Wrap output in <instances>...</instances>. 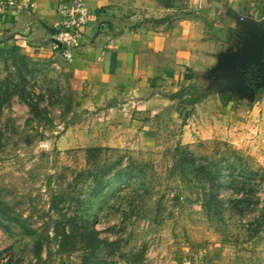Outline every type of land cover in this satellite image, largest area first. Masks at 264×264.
<instances>
[{"label": "rangeland", "instance_id": "1", "mask_svg": "<svg viewBox=\"0 0 264 264\" xmlns=\"http://www.w3.org/2000/svg\"><path fill=\"white\" fill-rule=\"evenodd\" d=\"M177 110L97 144L61 68L0 46V264H264V160L230 132L181 142Z\"/></svg>", "mask_w": 264, "mask_h": 264}, {"label": "crops", "instance_id": "2", "mask_svg": "<svg viewBox=\"0 0 264 264\" xmlns=\"http://www.w3.org/2000/svg\"><path fill=\"white\" fill-rule=\"evenodd\" d=\"M8 1L0 0L1 45L58 60L48 40L61 0ZM263 2L86 0L91 14L83 38L74 57L59 63L79 113L75 128L92 122L97 144L121 147L168 116L178 121L183 100L206 91L190 105L181 142L230 132L264 160V93L250 95L243 81L231 79L234 62L264 35Z\"/></svg>", "mask_w": 264, "mask_h": 264}, {"label": "built area", "instance_id": "3", "mask_svg": "<svg viewBox=\"0 0 264 264\" xmlns=\"http://www.w3.org/2000/svg\"><path fill=\"white\" fill-rule=\"evenodd\" d=\"M6 4L13 6L14 1H8ZM56 12L59 20L51 29L48 46L59 58L53 61V64L60 67L61 61L67 62L74 57L91 12L86 0H61L56 6ZM243 18V16L240 17L241 20ZM261 19L264 21V11Z\"/></svg>", "mask_w": 264, "mask_h": 264}, {"label": "water", "instance_id": "4", "mask_svg": "<svg viewBox=\"0 0 264 264\" xmlns=\"http://www.w3.org/2000/svg\"><path fill=\"white\" fill-rule=\"evenodd\" d=\"M264 25V21L259 25ZM250 67H254L255 72H257L256 75V81L253 82V86H251L249 83L246 82L245 79L248 77L245 75L247 70H249ZM234 75L241 74V77H239L238 81H243L242 84H244L247 89V93L250 95H254L257 91V89L261 88L264 85V35L257 37L254 40V44L251 49L250 55L244 59V60H236L234 62ZM253 71L252 74H253ZM77 120L79 116H76Z\"/></svg>", "mask_w": 264, "mask_h": 264}, {"label": "trees", "instance_id": "5", "mask_svg": "<svg viewBox=\"0 0 264 264\" xmlns=\"http://www.w3.org/2000/svg\"><path fill=\"white\" fill-rule=\"evenodd\" d=\"M0 46H2L1 45V43H0ZM11 48V47H10ZM11 49H13L14 51H16V52H18L19 53V51H18V49L17 48H14V47H12ZM254 70V67H250L249 68V70H247V72L245 73V75L249 78L248 80L249 81H246L247 83H249L251 86H253L254 84H253V82H255L256 81V75H257V72H255V70H254V72H253V74H252V72L251 71H253ZM257 93L258 92H263L264 93V85L261 87V88H259V89H257V91H256ZM207 92H204L203 94H197V95H195L194 97H191L190 99H188L186 102H187V104H189V105H192V104H194V103H196V102H198L205 94H206ZM19 226L27 233V234H30L31 232H33L29 227H27V226H25V224L23 223V222H21V223H19ZM56 236H61V240H59V246L62 248V246H63V240H62V238H65V237H67L68 236V233L63 229L62 230V232H60L59 233V231H56ZM89 242L87 243V245H88V247L92 250V249H95L96 248V246H97V244L99 243V242H101V240L98 238V237H96V232H95V229H91V231H90V236H89ZM59 250H61V249H59Z\"/></svg>", "mask_w": 264, "mask_h": 264}, {"label": "flooded vegetation", "instance_id": "6", "mask_svg": "<svg viewBox=\"0 0 264 264\" xmlns=\"http://www.w3.org/2000/svg\"><path fill=\"white\" fill-rule=\"evenodd\" d=\"M248 79H249V78H247V79H245V80H246V81H249Z\"/></svg>", "mask_w": 264, "mask_h": 264}]
</instances>
